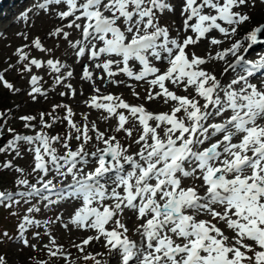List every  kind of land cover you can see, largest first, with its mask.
Returning a JSON list of instances; mask_svg holds the SVG:
<instances>
[{"label": "snow or ice", "instance_id": "snow-or-ice-1", "mask_svg": "<svg viewBox=\"0 0 264 264\" xmlns=\"http://www.w3.org/2000/svg\"><path fill=\"white\" fill-rule=\"evenodd\" d=\"M251 2L183 0L182 26L175 29L176 36L160 23L166 11L175 12L170 0H42L35 4L38 11L54 13L61 21L49 35L67 40L77 58L87 57L93 70L103 74L95 77L89 64L83 66L82 79L94 85V94L85 103L102 112L103 121L115 119L116 125L103 132L95 121L91 127L77 125L70 107L54 105L53 111L66 109L62 119L70 131L64 137L43 131L61 119L51 113L39 114L40 131L32 123L35 116L19 118L34 135L8 129L13 137L0 146V153L15 152L22 157L21 145H26L33 155L32 173L37 180L33 184L26 177L18 178L16 192L0 190V205L11 207L21 201L29 205L17 235L0 233V242L6 238L18 244L21 252H44L48 259L36 264H58L60 260L76 264L81 258L92 264H112L113 260L115 264H264V78L259 85L249 80L264 69V57L247 61L238 55L242 48L238 40L227 48L219 47L250 20L242 8ZM22 19H28L27 12ZM65 27L78 30L80 38L69 40ZM213 31L220 38L211 35ZM262 32L264 24L247 34L248 47L264 43ZM203 40L218 50L197 55L194 48ZM29 47L52 51L39 37L17 48V63L0 72V84L19 92L3 74L19 69L30 75L31 98L46 97L47 91L38 86L42 77L32 74L33 68H46L55 74L54 84L69 90L60 92L61 96L69 92L75 96L72 85H65L72 71L65 74L60 60L31 57L25 51ZM214 61L226 65L222 75L237 67L240 74L225 83L206 67ZM96 79L103 84H125L134 97L158 100L168 111L152 112L144 104H129L122 95L102 93L95 86ZM129 80L143 87V97ZM46 115L52 123L45 120ZM83 118L88 120L87 115ZM119 133H124L128 143H121ZM73 139L80 142L75 150L70 145ZM93 142L95 150H87L86 145ZM56 144L62 146L63 154ZM133 147L137 151L131 152ZM2 167L11 169L13 164L8 161ZM15 171L23 177L22 168ZM185 180L193 184L185 186ZM61 203L75 205L67 219L62 212L43 220L31 215L41 212V206L54 211ZM129 212L137 222L133 231L138 241L128 235ZM221 223L225 229L218 227ZM56 224L69 234L93 233L79 243L71 241L78 252L84 254L86 246L95 242L106 253L87 252L73 259L53 235ZM33 228L36 231L30 239L27 233ZM45 237L48 242L41 243ZM0 264H8L4 255H0Z\"/></svg>", "mask_w": 264, "mask_h": 264}, {"label": "rangeland", "instance_id": "rangeland-1", "mask_svg": "<svg viewBox=\"0 0 264 264\" xmlns=\"http://www.w3.org/2000/svg\"><path fill=\"white\" fill-rule=\"evenodd\" d=\"M13 1V0H12ZM22 1H25V3H22ZM38 2H42V0H18L15 2V4H12L9 6V8L4 12V14L0 15V72H3L4 69L8 68L9 64H16L17 63V57L14 55L17 48L29 44L31 45V42L34 38L39 37L43 46L46 49H51L52 51L50 53H44L40 52L39 50H36L32 47L25 48L26 52H29L31 57H35L37 59L41 60H47L49 58H52L54 60H61L62 63L71 64L70 67H67L65 69V74L67 71H72L71 68L73 64H75V61L79 58L75 56L74 58L70 59V54L66 55L64 59H61L60 56L62 54V49L65 45L69 44L67 40H64L63 38H56L49 35L51 31H53L56 27L60 25H54L56 22H58L57 17L54 13L49 14L44 11H38L34 5ZM172 5L175 7V12H165L160 17V23L162 25H168L170 28V32L172 36H176V28L182 26V19L180 16V6L183 2V0H170ZM22 5V6H21ZM19 6L22 7V9L17 10ZM17 10V12H13V10ZM31 9L32 11H28ZM61 10H64V6H61ZM242 11L250 16V20L238 27L237 34L231 38V40H225V42L220 45V48H227L230 46L231 43L236 42L237 40L241 42L242 48L238 55H243L245 58L252 59H259L263 56L264 53V43H258L255 45H252L251 47H248L249 42L246 40L247 34L257 25L260 23H264V2L262 0H252V2L248 5L242 8ZM27 12L28 13V19L24 20L22 19V14ZM180 17V19H177V17ZM254 23L252 25V22ZM68 21H66L65 24H67ZM14 24V25H12ZM247 30L248 33L242 32L241 30ZM65 31L70 33L69 40L75 41L77 38V35H80V32L76 30L75 28L69 29L65 27ZM21 34L27 35L28 39L25 40L24 36ZM213 36L219 37V34L215 31L211 33ZM264 37H260L261 40ZM247 49V51H245ZM197 55L204 56L206 52L211 51L215 52L218 49L215 47L210 48L209 44L206 40L201 41L197 46L194 48ZM88 60H82L80 63V69L81 73L76 77L73 78L72 81L68 82L67 84H71L72 88L75 89L76 95L73 96L74 99L68 101L63 100L60 93L59 88L61 86L54 84L53 78L51 80V77L49 75V70L44 69H36L33 68L32 74H35L37 76L42 77V80L39 82V85L41 88L45 89L47 91V96L44 98L38 97L36 100H33L31 96H26L25 94L30 92V90H24V88L28 87L31 89L30 85V75L25 73L22 74L19 69L13 71L9 70L7 72H4L5 78L14 85L15 88L19 89V92H12L2 86L0 84V113H4V117L0 118L1 125H0V146H6L7 142L12 139L13 133L8 132L9 128H12L15 130V132L21 131V134L24 135H34L35 131H40L39 127V121H40V113H51L52 116L60 117L61 119H58L51 128H45L43 129L44 132H46L49 136H61L64 137L69 131V126L66 121H64L62 118L66 115V109L64 107L56 108L55 111H53L54 105H66L67 107H70L74 113L72 119L74 122L78 125H83L84 123H88L89 127H91V118L93 116L91 109L86 106L83 110H74V104H84L86 100L89 98L81 97V94L84 92L87 93H94L93 92V82L87 81L82 79V68L85 64H89V70L94 71V76L99 77L103 75L99 69L93 70L91 63L87 62ZM231 62V61H230ZM208 70L213 72L218 79H221L223 82L227 83L232 78H234L235 72L231 71V74L228 76H223V68L226 66L223 64V62L214 61L209 62V64L206 65ZM119 79L126 80V77L120 76ZM262 77H259L256 79V82H259ZM50 81L48 82V80ZM48 82V84H47ZM129 84H131L133 87H135V90L141 94V97L144 96V90L143 87L136 86V82L134 81H128ZM66 84V85H67ZM95 86L99 87L101 89L102 93H112L114 95H122V98L128 102L129 104H144V106L152 112H165L168 111L167 106H165L160 101H150L146 102L143 99H138L133 96L131 88L126 86L125 84L115 85V84H103L99 79L95 80ZM146 87V86H145ZM61 90L68 92L69 90L66 87H62ZM70 93V92H69ZM180 94H184L181 92ZM84 107V105H80ZM6 110V112H5ZM31 115L35 116L36 120L32 123L37 125V128L34 130L26 129L24 127V121L20 120L19 118L21 116ZM84 115L88 116V120H84ZM45 120H47L49 123H52L49 116H45ZM103 121V120H102ZM98 128L100 124L95 120ZM108 125L109 127L114 128L116 125V120L111 119L107 121L106 124L103 126ZM114 134V133H113ZM118 136V139L121 140V143H128L127 139L124 136V133L116 134ZM79 141H76L75 139L71 140L70 145L73 150H75L78 145ZM102 146V145H101ZM55 147L58 149L60 154H63L64 149L60 144H56ZM26 145H21L22 150V157H16L15 152H3L0 153V175L10 182H8L6 185H0V190H13L17 189L18 186L16 185V180L18 178H22V176L15 171V162H20L19 167H25L22 168L24 170V174L29 177V181L37 180L36 174L32 173V167H33V156L32 153L27 151ZM86 149L89 151H93V145L89 143L86 145ZM11 161L13 164V167L11 169H5L2 167V165L5 162ZM23 174V175H24ZM199 183V182H196ZM193 182L189 180L185 186L192 185ZM23 188V186H19V189ZM32 204H37V200H32ZM41 206V205H37ZM29 207L28 204H25L23 201L19 205H13L11 207H5L1 206L0 210H8L4 214L0 215V233L7 232L9 236L15 237L17 235V226L21 221V218L27 214V208ZM75 205L72 203H61L59 207L55 208L54 211H48L46 209H43L41 206V212L39 213H33L31 215H34L38 219H47L49 217L54 218L55 212H62L64 215V218L67 219L69 213H71L74 209ZM127 216H129L128 213H126ZM202 219H205V216L200 217ZM210 219V218H206ZM136 225V224H135ZM129 225V221H127V226L129 227L130 231L128 233L129 237L133 240H139V237L134 233V228ZM218 227H221L222 229H225V227L218 225ZM36 231L35 228L30 229L27 235L31 239L32 232ZM53 235L56 236L57 242L59 244L64 245L65 249L67 251H70L72 253V258L75 259L76 257H82L87 252H92L93 254L97 252H104V248L99 246L98 248H95L93 244H90L89 246H86L85 253L82 254L78 252L75 248L71 247V241H76L77 243L80 242L81 238L87 237L89 234H85V231H73L71 234L66 232L59 224H56L52 227ZM226 234H231L230 232L226 231ZM47 237L44 238L41 243H47ZM32 243H36L35 240H32ZM19 246L15 242L4 239L2 242H0V255H4L7 260L8 264H36V261L38 260H47L48 257L44 252H34L31 249H24L23 252L19 251ZM96 249V250H95ZM95 250V251H94ZM58 264H64L63 260L58 261ZM76 264H92V261H84L81 259H76Z\"/></svg>", "mask_w": 264, "mask_h": 264}, {"label": "bare ground", "instance_id": "bare-ground-1", "mask_svg": "<svg viewBox=\"0 0 264 264\" xmlns=\"http://www.w3.org/2000/svg\"><path fill=\"white\" fill-rule=\"evenodd\" d=\"M19 9H22V7H19ZM177 19H180V17L178 16ZM57 20H58V22H56L54 25H55V26H56V25H61V21H60L58 18H57ZM66 21H67V20L63 21V23L65 24ZM12 25H14V24H12ZM79 36H80V35H77V38H79ZM76 40H77V39H76ZM62 51H63V52H62V54H61V56H60L61 59H64V58L66 57V55H69V54L71 55V56H70V59H72V58H74V57L76 56V54H75L73 48H72L69 44L65 45V46L63 47ZM83 59H84V60H88L87 57H82V58L77 59V60L75 61V64L72 65L73 75H72L71 78H69V79H67V80L65 81V85H66L71 79L76 78V77L81 73L80 63L82 62ZM87 62L90 63L89 60H88ZM67 67H69V65H65V68L62 70L64 73H65V69H66ZM231 70H232V69H231ZM229 71H230V70H229ZM229 71H228V73H229ZM228 73L224 74L223 76H228ZM49 75H50L51 80H52V78H53V76H54L55 74L50 73V71H49ZM49 81H50V79L48 80V82H49ZM48 82H47V84H48ZM59 86H60V85H59ZM62 87H64V86H61V87L59 88L60 92H65V91L61 90ZM28 89L30 90V88H28V87L24 88L25 91L28 90ZM93 94H94V93H87V92H84L83 94H81V97H84V98H85V97H86V98H90ZM25 95H26V96H30V95H29V92L26 93ZM39 97H42V96H39ZM61 97H62L63 100H68V101L74 99V97H73L70 93H69L68 95L61 96ZM42 98H43V100H44L45 97H42ZM80 105H84V107H82V106H80ZM86 106H87L86 103H84V104H79V103L77 102V103L74 104V110H75V111H77V110H83V109L86 108ZM92 111H93V112H92ZM91 112H92L93 116H92V118H91L90 120H91V121H95V120H96V121L100 124V126H99V130H100V131L103 132V131H105L106 129L110 128L108 125L103 126L104 124L107 123V121H102L101 117H102V115H104L102 112L97 111V110H95V109H91ZM77 125H78V124H77ZM90 134H91V133H90ZM108 134H113V133L109 132ZM134 138H135V134H134ZM91 144L93 145V149H95V146H96L95 143L93 142V143H91ZM130 151H131V152H135V151H137V148H136V147H133ZM91 167H92V165H89V168H91ZM201 194H203V193L201 192ZM128 214H129V216H132V214H131L130 212H129ZM128 221H129V225H130L131 227H133V226L136 224V220H135V217H134V216H132V219H131V220H128ZM218 225H221V226H223V227L226 228V226H225L223 223L218 224ZM85 234L92 235L93 233H92V232L85 231ZM92 244H93V246H94L95 248H98L99 246L101 247V245L96 244L95 242H93ZM95 250H96V249H95ZM95 250H94V251H95ZM103 250H104V252L106 253V249H103ZM106 258H108V257L106 256ZM112 264H115V261H114V260L112 261Z\"/></svg>", "mask_w": 264, "mask_h": 264}, {"label": "trees", "instance_id": "trees-1", "mask_svg": "<svg viewBox=\"0 0 264 264\" xmlns=\"http://www.w3.org/2000/svg\"><path fill=\"white\" fill-rule=\"evenodd\" d=\"M3 1H4V2H3V4L7 2V0H6V1H5V0H3Z\"/></svg>", "mask_w": 264, "mask_h": 264}]
</instances>
